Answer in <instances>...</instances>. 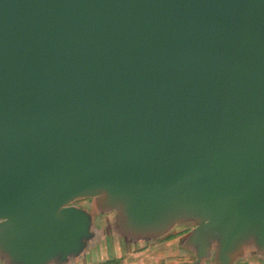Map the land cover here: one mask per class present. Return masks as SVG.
<instances>
[{
    "label": "water",
    "instance_id": "95a60500",
    "mask_svg": "<svg viewBox=\"0 0 264 264\" xmlns=\"http://www.w3.org/2000/svg\"><path fill=\"white\" fill-rule=\"evenodd\" d=\"M78 195L136 234L199 214L222 264L264 240V0H0V250L78 251Z\"/></svg>",
    "mask_w": 264,
    "mask_h": 264
},
{
    "label": "crops",
    "instance_id": "0c3cea01",
    "mask_svg": "<svg viewBox=\"0 0 264 264\" xmlns=\"http://www.w3.org/2000/svg\"><path fill=\"white\" fill-rule=\"evenodd\" d=\"M114 214L117 219V212ZM203 221L199 214L182 212L166 228L152 235L136 234L116 222L113 229L94 230L107 237L101 245L99 242L103 240H97L90 250L76 251L77 257L71 262L51 259L44 264H222L221 233L203 229ZM93 229L89 237L93 236ZM0 264L21 262L9 259L0 250ZM229 264H264V240L259 230L240 239Z\"/></svg>",
    "mask_w": 264,
    "mask_h": 264
},
{
    "label": "rangeland",
    "instance_id": "374dc122",
    "mask_svg": "<svg viewBox=\"0 0 264 264\" xmlns=\"http://www.w3.org/2000/svg\"><path fill=\"white\" fill-rule=\"evenodd\" d=\"M70 206H75L82 208L85 210L91 217V225L90 229H93V236L88 237L84 240L80 251H88L91 248V245L96 244L97 240H103L99 242L100 245L106 242L107 237L102 236L101 231H94L96 228L100 229H113L116 226L117 219L115 218L114 212L115 209H109L106 206L102 205L99 199V196L96 195H78L74 197L69 204ZM106 232V231H104ZM103 232V234H105ZM77 257V253L75 252L68 254L66 257L62 258L60 261L63 262H71L75 260Z\"/></svg>",
    "mask_w": 264,
    "mask_h": 264
}]
</instances>
